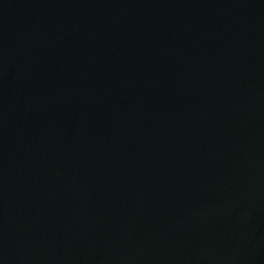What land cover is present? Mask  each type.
I'll list each match as a JSON object with an SVG mask.
<instances>
[{
	"label": "water",
	"instance_id": "95a60500",
	"mask_svg": "<svg viewBox=\"0 0 264 264\" xmlns=\"http://www.w3.org/2000/svg\"><path fill=\"white\" fill-rule=\"evenodd\" d=\"M0 264H264V0H0Z\"/></svg>",
	"mask_w": 264,
	"mask_h": 264
}]
</instances>
